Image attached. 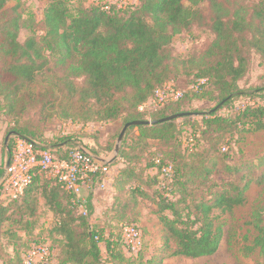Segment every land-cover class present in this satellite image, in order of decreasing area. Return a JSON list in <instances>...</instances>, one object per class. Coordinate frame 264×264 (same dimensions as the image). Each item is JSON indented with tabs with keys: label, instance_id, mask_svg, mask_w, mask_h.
Here are the masks:
<instances>
[{
	"label": "trees",
	"instance_id": "1",
	"mask_svg": "<svg viewBox=\"0 0 264 264\" xmlns=\"http://www.w3.org/2000/svg\"><path fill=\"white\" fill-rule=\"evenodd\" d=\"M84 1L47 0L41 20L45 32L36 35V17H24L22 0H0V102H4L6 112L19 116L35 103L42 104V110L47 106L56 109L63 96L67 100L64 113L82 129L90 123L121 121L124 127L133 121L189 115L128 129L116 159L122 166L113 179V201L101 217L91 221L94 190L102 184V176L94 175L86 183L83 196L89 215L84 217L73 194L57 179L37 171L19 199L0 203V235L6 226L10 234L14 227L33 231L41 194L58 220L56 232L64 239L58 264H103L101 245L106 248L108 264H164L172 256L197 259L215 254L224 236V224L214 211L223 214L243 205L247 189V185L232 180L214 179L218 164L230 157L224 144L230 146L237 134L264 133V105L231 111L237 100L264 93V85L254 91L240 86L251 72L253 54L264 62V0L257 1L251 13L242 5L230 8L225 0H138L110 11L95 4L83 7ZM11 3L13 7L8 8ZM205 24L215 34L212 44L199 56L174 59L170 46L175 37ZM23 29L29 36L21 43ZM52 62L50 84L61 92L50 88L48 96L39 98L35 88ZM181 71L193 76L192 90L158 109L139 111ZM202 80L205 82L200 84ZM199 101L216 103V110L203 113L194 109ZM225 110L228 113L223 114ZM181 120L183 123L177 125ZM9 135L8 160L18 139L51 149L58 159L68 160L82 149L105 160L115 150L120 134L103 137L96 131L84 135L92 138L93 144L82 148L72 136L62 141L67 148L49 145L44 139H35L36 133L25 127L12 129L6 137ZM186 137L193 138L192 147L185 146ZM168 166L171 178L162 177V169ZM260 166H264V157ZM151 169L154 174L149 173ZM225 171L233 174L241 170L228 163ZM4 172L5 167H0V180ZM193 189L206 190V197H190L188 192ZM143 203L157 208L162 244L148 257L144 241L139 254L130 256L124 248L122 229L125 225L140 228ZM250 225L257 233L250 250L264 249L261 204L253 208ZM42 241L49 239L37 237L32 242ZM32 245L18 257L21 264ZM50 245L55 251L53 242Z\"/></svg>",
	"mask_w": 264,
	"mask_h": 264
},
{
	"label": "rangeland",
	"instance_id": "2",
	"mask_svg": "<svg viewBox=\"0 0 264 264\" xmlns=\"http://www.w3.org/2000/svg\"><path fill=\"white\" fill-rule=\"evenodd\" d=\"M259 0H225L226 5L230 8L239 7L242 5L251 13L253 5ZM136 2V1H135ZM133 1V3H135ZM47 0H22L23 10L26 12L25 18L33 14L36 17V35H43L45 29L41 22L42 12L47 6ZM83 7H87L91 3L87 0ZM14 4H9L8 8L13 7ZM207 16L210 15L208 5L203 7ZM29 36L26 29L21 30L19 41L23 43ZM215 40V34L208 27H196L191 33L183 34L175 37L173 40L170 51L174 59H187L192 55H201ZM54 62L51 63L48 70L45 71V78H39L38 86L35 88V95L39 98L44 94L48 96V90L54 88L50 84L53 80L50 77L54 76ZM60 75V73H59ZM193 76H188L184 71H181L178 78L170 85L172 89L180 92H188L193 89ZM264 85V62H262L256 54L252 56V68L250 74L240 82V86L244 89L254 91L255 88ZM53 90H56L55 88ZM52 90V91H53ZM57 93L61 92L60 89L56 90ZM40 94V95H37ZM66 99L61 96L55 104L58 106L53 109L47 106L42 110V104L35 103L22 115H11L6 112L4 102H0V167H5L8 162V147L6 136L12 129L25 127L33 130L37 137L35 139H44V141L54 146L55 144L67 148V144L63 143L65 138L73 137L76 141L77 147H86L93 144V139L84 137L87 134H93L98 131L103 137H109L116 133L120 134L123 129L121 121L111 124H96L90 123L82 129L80 125L67 118L63 108H66ZM64 103L60 107L59 104ZM249 105H264V93L255 94L251 97H243L235 102L231 111H238ZM194 109L210 113L216 110V103L207 101H199L194 103ZM223 114L228 113L226 110L222 111ZM54 115V116H53ZM183 121H178L177 125L182 124ZM187 132V130H185ZM185 132V133H186ZM189 134V132H188ZM42 136V137H41ZM191 137H189L190 139ZM11 137L9 138V140ZM187 139V140H186ZM188 141V137L185 138ZM228 140V139H227ZM185 141V142H186ZM230 146L226 145L225 148L229 150V158L221 160L218 164V172L214 179L217 181H229L240 183L242 186L247 185L245 193V202L234 208L231 212L221 213L220 210L214 211V214L220 217L224 224V236L219 246L218 251L207 257L192 259L183 256L168 257L165 259L164 264H264V249L257 248L250 250L253 246L254 239L257 236L255 229L250 225L251 213L256 205L261 204L264 206V166H260L262 157H264V133H251V134H237L230 141ZM123 143V142H122ZM117 140L114 146L116 147ZM122 147V144H121ZM120 147V150H121ZM114 157V151L105 159L114 163L112 165V174L106 176L103 184H98L94 190L93 205L94 214L91 221L101 217L102 214L110 207L113 201V179L118 174V170L122 166L121 161ZM193 160V159H191ZM238 165L240 172L227 174L225 165L227 164ZM40 191L38 192V194ZM190 197H206V190H192L188 192ZM41 195V194H40ZM39 195L40 202L37 212V224L33 231H25L19 227L11 229L10 234L6 226L0 235V264H21L20 255L29 245L33 244L35 238L49 239L44 243L55 245L53 256V264H58L59 256L62 251L64 239L56 232L58 220L46 205L45 200ZM87 197V195H86ZM89 197V195H88ZM191 199V198H190ZM142 214L141 220L138 223L145 241L144 255L150 257L156 253V250L161 247L162 226L156 214L157 208L153 205L143 203L140 206ZM118 229L114 232L117 235ZM16 235L15 237H12ZM43 242V241H42ZM35 243V242H34ZM174 247V243H172ZM103 252V264H108V256L106 248L101 245ZM128 257V256H127Z\"/></svg>",
	"mask_w": 264,
	"mask_h": 264
},
{
	"label": "built area",
	"instance_id": "3",
	"mask_svg": "<svg viewBox=\"0 0 264 264\" xmlns=\"http://www.w3.org/2000/svg\"><path fill=\"white\" fill-rule=\"evenodd\" d=\"M87 1L110 11L113 7L121 8L138 0ZM204 82L202 80L200 84ZM170 84L157 90L154 98L140 106L139 111L155 110L182 97L184 92L175 91ZM193 145V138L185 142V146ZM37 171L46 177L57 179L66 191L75 196L81 214L87 217L89 215L87 199L83 196V191L87 188L86 183L94 175H100L103 177V184L105 177L112 174V162L101 161L82 149L74 151L68 160L58 159L51 149L43 148L41 145L35 147L24 139H18L0 180V203L6 204L19 199L32 183ZM171 174V167L162 169V177L171 178ZM122 241L127 254L137 256L144 245L142 230L137 225H125L122 229ZM53 256L54 250L51 249V245L44 242L34 243L24 254L22 263L53 264Z\"/></svg>",
	"mask_w": 264,
	"mask_h": 264
},
{
	"label": "water",
	"instance_id": "4",
	"mask_svg": "<svg viewBox=\"0 0 264 264\" xmlns=\"http://www.w3.org/2000/svg\"><path fill=\"white\" fill-rule=\"evenodd\" d=\"M189 114H178V115H173L171 117H168V118H165V119H162L160 121H133V122H130V123H127L120 135H119V138H118V141H117V144H116V147H115V150H114V157L113 158H116L119 154V151H120V147H121V144L123 142V139L125 137V134L126 132L128 131V129L132 128V127H139V126H155L157 124H162V123H166V122H172V121H175L177 119H180V118H183L185 116H188ZM11 135H9L7 137V141L9 140ZM101 161H104V162H112V159L110 161H105V160H101Z\"/></svg>",
	"mask_w": 264,
	"mask_h": 264
},
{
	"label": "crops",
	"instance_id": "5",
	"mask_svg": "<svg viewBox=\"0 0 264 264\" xmlns=\"http://www.w3.org/2000/svg\"><path fill=\"white\" fill-rule=\"evenodd\" d=\"M87 151V150H86ZM88 152V151H87ZM105 161H107V160H105ZM149 173H151V174H154L155 173V170L154 169H151L150 171H149ZM86 189V188H85Z\"/></svg>",
	"mask_w": 264,
	"mask_h": 264
}]
</instances>
